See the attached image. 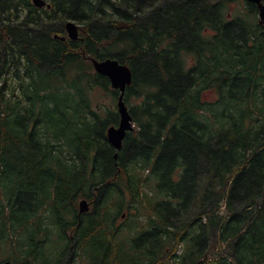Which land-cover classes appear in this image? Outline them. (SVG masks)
<instances>
[{
    "label": "trees",
    "instance_id": "16d2710c",
    "mask_svg": "<svg viewBox=\"0 0 264 264\" xmlns=\"http://www.w3.org/2000/svg\"><path fill=\"white\" fill-rule=\"evenodd\" d=\"M46 2L0 0V264H71L73 241L77 264H264L257 6ZM68 20L79 38H55ZM90 58L132 71L124 101L134 129L119 151L106 136L119 121V91ZM101 90L114 104L104 115ZM93 196L77 219L70 206ZM125 209L134 233L116 231ZM50 233L64 251L46 248Z\"/></svg>",
    "mask_w": 264,
    "mask_h": 264
},
{
    "label": "water",
    "instance_id": "95a60500",
    "mask_svg": "<svg viewBox=\"0 0 264 264\" xmlns=\"http://www.w3.org/2000/svg\"><path fill=\"white\" fill-rule=\"evenodd\" d=\"M247 1L254 3L257 6L259 22L264 24V0ZM31 2L36 7H50V4H48L46 0H31ZM64 25L66 36L54 34L55 38L59 37L61 40H65L66 37L72 40L79 38V25L76 22L68 20ZM90 60L92 62L94 70L97 73L106 76L110 81L111 87L119 91L116 102L119 121L117 125L109 126L106 131V136L109 144L115 150L119 151L122 147L126 132L134 129L132 117L129 114L128 107L124 101V93L126 87L131 85L132 83V71L126 64H123L114 58H90ZM117 151L114 155L115 157L117 156ZM88 210L89 203L85 199L80 200L79 213H86L88 212Z\"/></svg>",
    "mask_w": 264,
    "mask_h": 264
},
{
    "label": "rangeland",
    "instance_id": "374dc122",
    "mask_svg": "<svg viewBox=\"0 0 264 264\" xmlns=\"http://www.w3.org/2000/svg\"><path fill=\"white\" fill-rule=\"evenodd\" d=\"M205 97H207V98L210 99L213 96L211 94H206ZM97 101H99L98 102L99 107L97 105L96 106V110L98 111L99 109H101L102 110L101 111V114L102 115H104V112L103 111L105 110L106 106H108L109 108L114 107V104L112 102L111 93L105 92L104 90H101V95H100V97H99V99ZM132 101L134 102V99ZM93 105L95 106V103L94 102H93ZM98 112H100V111H98ZM128 200H130V198ZM77 203H78V200L76 201V204H75L76 209H77ZM89 207H91L90 204H89ZM129 218H130V215L129 214L124 219H121L119 216H118V218H116L115 223H116V225L119 224L121 226L120 231L123 230L124 233H125V230L127 232H129V233H134L135 232L133 229H128L127 228V224H129L132 221V220H128ZM140 218L142 220H146V217L145 216H141ZM46 222H48V221H46ZM124 226H126V229L124 228ZM49 237H50V239H49V241H48V243L46 245V248L47 249H55V248H57V250H61V252L64 251L65 246L63 248H61L59 246H57V247L54 246L55 245L56 233L55 234L50 233L49 234ZM72 243H74V241L69 244V246H68V247H70L69 249H67L68 247L66 248L67 251L69 253H71V254H73L72 251L74 250V246H75V243L74 244H72ZM216 248L217 247H216V242H215V236L214 235H211L210 236V239H209V251H210V255H215ZM80 254L81 253H79V256L78 257H76V255L73 254V259L70 261V263L73 264V262H74L75 264H77L78 262H80L81 259H82Z\"/></svg>",
    "mask_w": 264,
    "mask_h": 264
},
{
    "label": "flooded vegetation",
    "instance_id": "af4514ba",
    "mask_svg": "<svg viewBox=\"0 0 264 264\" xmlns=\"http://www.w3.org/2000/svg\"><path fill=\"white\" fill-rule=\"evenodd\" d=\"M90 193L91 194H94V195H96V193H98V189H94V190H90ZM81 199H85L86 201H88L89 202V204H90V208L92 209V206H93V203L94 202H96V200H98V198H97V196H93V197H83V198H78L77 200H78V203H77V209H76V206H73L72 207V205L70 206V208L71 209H73V212H74V216H76V218L77 219H80L81 218V215H83V214H88L90 211H91V209L88 211V212H86V213H79V201L81 200ZM76 200V201H77ZM103 200V199H102ZM101 200V201H102ZM127 213H128V209H125L121 214H120V218L121 219H124L125 217H126V215H127ZM81 214V215H80ZM79 221V220H78ZM78 221H77V223H78ZM115 226H116V231H118V229H121V227H120V225L118 224V225H116V223H115ZM75 229V228H74ZM73 234H74V230H70V231H68L67 233H66V237H68V238H71V237H73ZM72 240H74V239H72ZM80 253V252H79ZM70 257H72V259H73V254H71L70 253ZM84 258H88V257H86V256H83ZM2 264H12L10 261H3L2 262Z\"/></svg>",
    "mask_w": 264,
    "mask_h": 264
}]
</instances>
